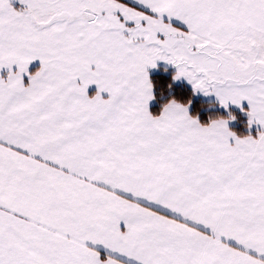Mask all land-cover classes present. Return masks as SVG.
Listing matches in <instances>:
<instances>
[{"label": "snow or ice", "instance_id": "snow-or-ice-1", "mask_svg": "<svg viewBox=\"0 0 264 264\" xmlns=\"http://www.w3.org/2000/svg\"><path fill=\"white\" fill-rule=\"evenodd\" d=\"M0 264H264V0H0Z\"/></svg>", "mask_w": 264, "mask_h": 264}, {"label": "trees", "instance_id": "trees-1", "mask_svg": "<svg viewBox=\"0 0 264 264\" xmlns=\"http://www.w3.org/2000/svg\"><path fill=\"white\" fill-rule=\"evenodd\" d=\"M170 74L171 71L169 70L168 74L163 73L162 69H159L157 72L152 73L151 76L153 78L154 81H158V80H167L170 78ZM177 90L179 92H182L184 94H187L190 89L187 88V86L183 85V84H179L177 85ZM193 106L191 109L192 114H199L201 120H206L208 115H214L216 113H222V110L217 109H213V110H208L206 108H202V105H207V104H214V101H205V100H201L199 98L193 97ZM156 109L153 108V111H155ZM234 114L237 116V120L235 121V124L231 126V128L234 131L239 132H243L244 129V119L245 118H239V113L233 111ZM234 123V122H233Z\"/></svg>", "mask_w": 264, "mask_h": 264}, {"label": "rangeland", "instance_id": "rangeland-1", "mask_svg": "<svg viewBox=\"0 0 264 264\" xmlns=\"http://www.w3.org/2000/svg\"><path fill=\"white\" fill-rule=\"evenodd\" d=\"M199 97H201V98H199ZM196 96V98H199V99H201V100H205V101H214V98H212V97H208V98H204V97H202V96ZM215 102V101H214ZM220 110V109H219ZM232 111H235V112H238L239 113V111L237 110V109H232ZM239 116L240 117H244L243 116V114H241V113H239ZM245 118V117H244Z\"/></svg>", "mask_w": 264, "mask_h": 264}, {"label": "crops", "instance_id": "crops-1", "mask_svg": "<svg viewBox=\"0 0 264 264\" xmlns=\"http://www.w3.org/2000/svg\"><path fill=\"white\" fill-rule=\"evenodd\" d=\"M158 70H159V69H158ZM158 70H152V71H151V74L157 72ZM169 70L172 71L171 69H169ZM198 97H199V96H198ZM199 98H201V97H199ZM234 110H235V109H234ZM239 118H244V117H240V116H239ZM245 120H246V118H245L244 121H243L244 123H245ZM234 124H235V122H234V123L232 122V123L230 124V127H231L232 125H234ZM243 131H245V129H243Z\"/></svg>", "mask_w": 264, "mask_h": 264}]
</instances>
